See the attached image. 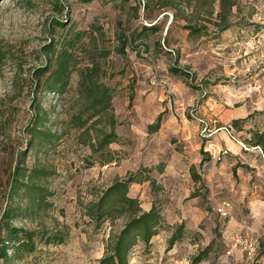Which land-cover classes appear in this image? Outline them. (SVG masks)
<instances>
[{
    "label": "rangeland",
    "instance_id": "rangeland-1",
    "mask_svg": "<svg viewBox=\"0 0 264 264\" xmlns=\"http://www.w3.org/2000/svg\"><path fill=\"white\" fill-rule=\"evenodd\" d=\"M222 1L0 0V222L12 205L10 225L35 235L14 264H102L128 215L98 224L92 204L131 177L128 195L162 227L129 264H264V0ZM62 59L59 94L45 84ZM39 114L51 145L30 134ZM17 166L44 172L41 192L11 194Z\"/></svg>",
    "mask_w": 264,
    "mask_h": 264
},
{
    "label": "trees",
    "instance_id": "trees-1",
    "mask_svg": "<svg viewBox=\"0 0 264 264\" xmlns=\"http://www.w3.org/2000/svg\"><path fill=\"white\" fill-rule=\"evenodd\" d=\"M81 1L88 3L93 0ZM222 2L224 8L229 0H223ZM56 4V8L61 6L59 1H57ZM56 25L65 26V23L57 21ZM55 50L56 47L54 45L49 46V52H54ZM121 52H123V47ZM48 72H50V68L45 67L39 69L37 74H39V77H45ZM174 72L176 74L181 73L179 69H176ZM70 74L68 63L62 59L57 68L46 80L45 89L63 94L68 87ZM85 89L87 90V93L94 97L95 103L104 104L109 99V89L105 87L93 86L85 87ZM38 108L40 109L39 106ZM41 121L40 115L35 121V125L31 127L30 134L33 138L39 141V145L44 143L51 145L54 143L56 136L49 131H42L39 129L38 125ZM238 122L239 121H235L236 124ZM160 126L161 118L158 119L155 125H151L149 129L151 132H156L160 129ZM117 141L118 136L113 129L111 132L104 134L98 139L97 148L94 144L92 145V148H94L95 151L104 150ZM25 159L26 157L24 156L22 162H24ZM26 171L27 169L17 166L10 182L12 195L17 194L21 189L33 194L39 193V191L41 192L42 189L39 188L36 180L40 179L44 172L36 169L27 176ZM20 176H22V180L19 178ZM134 182H137V179L131 177L125 181L114 183L95 203L92 204L93 208L91 210V216L98 224L108 217L114 219V214L116 212H123L128 215L126 222L120 231L111 235L107 245V254L105 258L101 260L102 264H129V254L132 249L139 243H143L145 246L150 245L152 239L159 234L162 227V215L156 206H153L148 212H143L140 208L139 201L128 195L129 186ZM14 218H17V209L10 205L3 211L0 222V259H2L5 264H14L13 261L15 260L16 255L26 247L30 248V251L34 250V245L30 243L33 241L35 236L34 233L13 228L9 221ZM182 228L183 226H180L179 233L171 238L170 247L180 240V232ZM3 233L4 236L2 237ZM11 250L13 252L12 254H10Z\"/></svg>",
    "mask_w": 264,
    "mask_h": 264
},
{
    "label": "built area",
    "instance_id": "built-area-1",
    "mask_svg": "<svg viewBox=\"0 0 264 264\" xmlns=\"http://www.w3.org/2000/svg\"><path fill=\"white\" fill-rule=\"evenodd\" d=\"M232 204L225 201L217 206V212L222 217H228L231 214ZM246 249L249 257H253L257 251V243L253 238H248L246 241Z\"/></svg>",
    "mask_w": 264,
    "mask_h": 264
}]
</instances>
